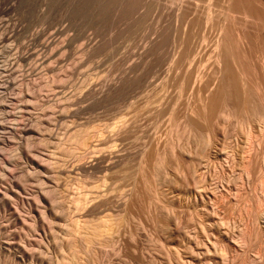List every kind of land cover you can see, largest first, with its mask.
Returning <instances> with one entry per match:
<instances>
[{
    "label": "rangeland",
    "instance_id": "rangeland-1",
    "mask_svg": "<svg viewBox=\"0 0 264 264\" xmlns=\"http://www.w3.org/2000/svg\"><path fill=\"white\" fill-rule=\"evenodd\" d=\"M202 5L0 0V264H264V112L209 117L219 35L181 42Z\"/></svg>",
    "mask_w": 264,
    "mask_h": 264
},
{
    "label": "bare ground",
    "instance_id": "bare-ground-1",
    "mask_svg": "<svg viewBox=\"0 0 264 264\" xmlns=\"http://www.w3.org/2000/svg\"><path fill=\"white\" fill-rule=\"evenodd\" d=\"M195 1L196 2L201 1L202 4H203L201 6V8L203 7V9L195 10L194 17L192 19H189V18L187 19L188 25H191V27H190L191 31L186 32L185 37L181 40V42L182 43H189V42H191L190 40L192 39V37L196 36V39H197L196 42L198 43V40L202 41V40L205 39V34H206L207 31H209L211 29H214L216 34L219 35V40L216 43V48L218 50L217 51V57L219 58L220 61H222L221 63L223 64L221 66L222 69L220 68L221 69L220 70L221 77H219L220 78V82L218 83L219 85H217V89H215V92H212V95H210L211 97L209 98L210 101L208 103L209 106H208V104H206L207 108L210 109L211 112L213 111L212 113L210 112L209 117L212 116V114L214 113V110H215L214 108L216 106L217 107L219 106L220 108L218 107V109L221 110L222 107L220 105H224V104L228 103V101H229L228 99H231L233 101V104H232V101L230 103L232 105H234V106H232L233 112L231 114H233L234 117H236V119L239 120V118H240V121L241 120L242 121L245 120L246 122L248 121L249 123L252 122L253 120L257 119L258 122H259V120L261 122L262 118H263L262 114L264 112V110H263L264 107L261 106V105L264 104V103L262 104V102H264L263 101L264 96L261 95L260 93H259L260 95L257 94L258 96H256V94L253 92V91H255V88L253 90L251 89V87H247L246 88V85H245L246 84V80L245 79H243L244 80L243 86H245L244 87L245 90H243V88H242L243 86L240 87L241 83L240 84L237 83V81L238 82L240 81V80H237V79L239 78V76L241 77V75H238L237 73L240 74L241 72H237L239 70L236 71L235 69H233L234 67L232 68L231 64H233L234 61L237 64L240 63V61H242V59H241L242 58L241 57L242 53L244 54V56L243 55L242 56L245 57V59L247 61H251L252 59L255 60L254 58H256V57L258 58V60H259V58H260V60H261L262 57L264 58V4L262 2H259L261 4V6H258V5L255 4L256 0H195ZM213 7H217V8L220 7L221 10H217V11L216 10H212ZM183 16L184 17L187 16V13L184 14ZM1 39H2V43H3L4 40L8 39V36L7 37L6 36H2ZM1 39H0V41H1ZM179 47H182V46L179 45ZM187 47H188V44H187V46L185 48H187ZM185 48L183 47V50H185ZM238 48H240V49L238 50ZM188 50L189 49H186L185 51H188ZM190 51H189V53H191ZM187 54L188 53H186V55ZM241 63H243V61ZM247 63H248V66H249L250 62H247ZM237 64H235V65L237 66ZM244 64H241L240 66H242ZM238 67H239V65H238ZM245 67L246 66L244 65V68ZM254 68L257 69L256 64H255ZM232 69L235 70L237 73L234 72ZM261 72L262 71H260V73ZM183 75H185V74H183ZM187 75H185V76H187ZM191 76H193V75H191ZM179 77H181V76H179ZM183 77H182V80H183ZM246 77H248V76H246ZM241 78H239V79H241ZM248 78H247V81L251 77L249 79ZM258 78H260V77H257V79ZM187 79H188V76L185 79L186 82H187ZM251 80H252V78L249 81L251 82ZM252 81H254V80H252ZM183 84H185V83L182 82L181 85H183ZM238 84H239V86H238ZM257 84L259 85L261 83L257 82ZM254 85H255V83H254ZM239 87L242 88V89H239ZM257 87L259 88L260 86H257ZM262 88H264V86ZM205 89H206V87H205ZM200 90H202V89H200ZM242 91H243V94H245L244 96L242 95ZM261 93H263V91ZM240 94H241V96H240ZM231 104H229V106H227V107L229 108ZM226 105H228V104H226ZM217 107H216V109H217ZM228 108H227L226 111H228ZM205 109H206V107H205ZM208 109H207V111H208ZM218 109H217V111H218ZM201 111L200 110L198 111V113L200 112V115L197 114V117L204 118V120L208 119L207 118L208 115L204 114L203 111H202L203 112L202 113ZM222 112H223V110H222ZM205 113H206V111H205ZM219 113H221V111H219ZM229 114H230V112H229ZM215 115L216 116L212 117L213 120H214V117L215 118L217 117V114H215ZM226 115H225V118H226ZM220 116H221V114H220ZM199 118H197V119H199ZM212 118L210 119V121H213ZM222 119H224V118L222 117ZM206 121H208V120H206ZM257 121H254V122L257 123ZM228 122H229V119H228ZM234 122H236V121H234ZM262 122H261V124H262ZM242 123H244V121ZM252 123H250L249 126ZM259 123L256 126H258ZM195 124H198V123H195ZM239 124L240 123L238 121L237 125H239ZM224 125H226V123H224ZM224 125H222V126H224ZM237 125H236V127H237ZM246 125H248V124H246ZM242 126H239L240 130L243 131V130L247 129L246 127H245V129H241ZM261 126L259 125V127H261ZM239 127H238V129H239ZM220 128L222 129L223 127L220 126ZM252 129H254L253 126L251 127V130ZM204 132H205V130H204ZM241 133H239V134H241ZM239 134H237V135H239ZM203 135H205V133ZM241 135H240V137H241ZM239 139H241V138H239ZM202 140H203V143H204L205 141H204L203 137H202ZM240 141H242V140H240ZM203 143H202V145H203ZM214 144H216V143H214ZM242 144H243V142H242ZM231 148H232V146H231ZM231 153L233 154V152H231ZM230 158H233V157H230ZM84 195H83V197H85V199L87 198L86 196H89V194L85 195V196ZM75 197H76L75 200L77 202H79L81 200L82 195H81V197H80V195L75 196ZM78 219H79V216H78ZM78 219L77 220L73 219L74 222L71 221L72 224L70 222L71 226L69 224V226L70 227L73 226V229L74 230L76 229V231H78L80 229V227H79V221L80 220H78ZM106 221L107 220L105 219L102 222L103 223L104 222L107 223ZM78 227H79V229H78ZM93 228L90 231V233H89V231H88V233H84L83 230H82L83 234H82V232L80 233L81 234V238H82V241H81L82 242V247L85 248L86 250H91L94 246H97V248L98 247L99 248L103 247L104 245H106L104 243L103 236H107L106 238H109L108 237L109 234L107 235V231L109 230L108 229L109 227L107 228L106 225H102V227H101L102 229L96 228L95 230H93ZM68 230H69L70 233L73 232L70 229H68ZM106 240H108V239H106ZM82 261H84V260L81 259V262L79 264H84L85 263V262L83 263Z\"/></svg>",
    "mask_w": 264,
    "mask_h": 264
}]
</instances>
